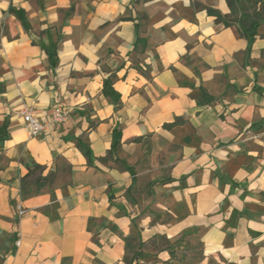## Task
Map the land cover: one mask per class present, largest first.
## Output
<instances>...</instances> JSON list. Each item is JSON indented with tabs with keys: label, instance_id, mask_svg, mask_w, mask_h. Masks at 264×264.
<instances>
[{
	"label": "crops",
	"instance_id": "crops-1",
	"mask_svg": "<svg viewBox=\"0 0 264 264\" xmlns=\"http://www.w3.org/2000/svg\"><path fill=\"white\" fill-rule=\"evenodd\" d=\"M229 13L0 0V264H264V20Z\"/></svg>",
	"mask_w": 264,
	"mask_h": 264
},
{
	"label": "trees",
	"instance_id": "trees-1",
	"mask_svg": "<svg viewBox=\"0 0 264 264\" xmlns=\"http://www.w3.org/2000/svg\"><path fill=\"white\" fill-rule=\"evenodd\" d=\"M230 13L228 15L219 16L223 23L228 25H237L242 36L248 38L251 43L257 34V27L260 21L264 20V0H227ZM4 140V134L0 131V141ZM117 132L114 130V143L110 150V154L116 149ZM87 155L91 161L92 153L90 149L87 150ZM29 168V173L32 171ZM34 169L43 170V165H35ZM134 257L128 258L126 256L127 264H132Z\"/></svg>",
	"mask_w": 264,
	"mask_h": 264
},
{
	"label": "built area",
	"instance_id": "built-area-1",
	"mask_svg": "<svg viewBox=\"0 0 264 264\" xmlns=\"http://www.w3.org/2000/svg\"><path fill=\"white\" fill-rule=\"evenodd\" d=\"M71 108L61 102L56 103L52 109L51 119L50 121L53 123H68L71 119ZM22 115L25 122V127L27 128L30 136L38 137L42 135L45 131L47 122L39 119L37 115L34 114L32 109L24 108L22 110ZM19 215H24L26 213V209H24L21 205H17ZM20 240L16 241V245H20ZM8 264V263H4Z\"/></svg>",
	"mask_w": 264,
	"mask_h": 264
},
{
	"label": "rangeland",
	"instance_id": "rangeland-1",
	"mask_svg": "<svg viewBox=\"0 0 264 264\" xmlns=\"http://www.w3.org/2000/svg\"><path fill=\"white\" fill-rule=\"evenodd\" d=\"M197 252H198V250H197ZM131 257H132V256H130V255H129V257H128V258H131ZM133 257H134V258H138V257H135V256H133ZM132 264H133V263H132Z\"/></svg>",
	"mask_w": 264,
	"mask_h": 264
}]
</instances>
